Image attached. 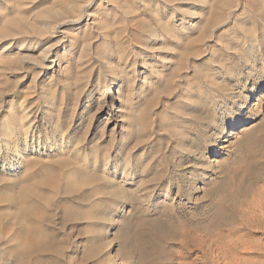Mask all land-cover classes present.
Listing matches in <instances>:
<instances>
[{
	"label": "rangeland",
	"instance_id": "obj_1",
	"mask_svg": "<svg viewBox=\"0 0 264 264\" xmlns=\"http://www.w3.org/2000/svg\"><path fill=\"white\" fill-rule=\"evenodd\" d=\"M0 30V223L45 215L18 262L0 224V264H185L264 200V0H0Z\"/></svg>",
	"mask_w": 264,
	"mask_h": 264
},
{
	"label": "bare ground",
	"instance_id": "obj_2",
	"mask_svg": "<svg viewBox=\"0 0 264 264\" xmlns=\"http://www.w3.org/2000/svg\"><path fill=\"white\" fill-rule=\"evenodd\" d=\"M221 4H222V6L220 8H218V9L216 8L217 10L215 9L216 10L215 14L213 16H210V19L206 20L205 23L203 22L205 26H211V25L213 26L214 24L220 23V21H222L224 2L223 3L221 2ZM76 16H77V14H76ZM5 21H7V20H5ZM10 21H12V20L10 19ZM206 28L207 27H204V29H206ZM41 29H40V31H41ZM201 31H203V30L201 29L199 32L201 33ZM200 36H198V37H192L191 36V38L189 39L188 45L197 42L199 40ZM202 37H204V36H202ZM187 42H188V40H187ZM186 43L184 45H186ZM190 46L188 49H190ZM186 47L183 46L182 53L179 54L178 58L181 56L183 57V54L187 52V51L184 52L186 50ZM195 47H196V45H195ZM170 50H171V48H170ZM193 50H195V48ZM178 51H180V50H178ZM188 51H190V50H188ZM195 52H196V50H195ZM195 52H193V55ZM47 57H49V56H47L46 54L42 55L41 60H43V62H41V68H52V67H54V60L53 59L49 60V63L45 62V59H47ZM182 61H184V60H182ZM178 62H179V60H177V63ZM59 65L60 64L57 63V67H59ZM178 68L181 69L180 64L177 66V69ZM171 71H172V69H171ZM176 72H177V70H176ZM180 73L181 72L179 71V74ZM171 74H173V73L171 72ZM112 84L114 85V88L116 87L115 90H117V94H119L120 93L119 88L121 87V80L116 79V80L112 81ZM116 101L117 102L120 101L119 95L116 96ZM114 108H117V106L113 105V109ZM235 126H236L235 123H232L231 128H235ZM8 131L6 130V132H8ZM9 134H8V136H10ZM6 138H7V136H6ZM67 161H68L67 159H62V160H60V162H57L58 164H56V165L67 164ZM68 162L70 163L71 161H68ZM71 163H73V162H71ZM54 165H55V163H54ZM82 174L86 175V171H83L80 173V175H82ZM85 178H87V177H85ZM32 179H34L33 175L25 176L24 178H22V183L24 181H26L25 186H24L26 192H31L30 194L32 196H34L36 199H38V198H40V194L37 193L33 189V186H35V182L32 181ZM70 179H72V180H70L71 181L70 185H71L75 182L76 177H73V178L70 177ZM87 180L89 181V179H87ZM68 181H69V179H68ZM28 184H30V185L32 184V188ZM42 184H45V183L42 182ZM69 186L64 190V194L65 193L69 194V195L71 194L72 197L69 198V200H65V198H64V200L59 201V203L60 202L63 203V202H67V201L76 202V201H80V200H83V201L87 200L86 199L87 198L86 197V191L84 192L82 190H78L79 186L76 188L75 187L76 185L74 187H73V185H72V187H69ZM73 192H78V194L73 196V194H74ZM165 196H166V194H165ZM261 200L260 201L257 200V204H256V202H255V205L253 204L254 208L251 206L253 209L251 212L249 211L250 213L247 214L244 212L246 217L243 218L241 216L240 219L238 218V221L236 223H235V221L237 219H235L233 217L234 218V227H232V228L230 227V229H225V226L231 224V222L224 216V214L221 211L218 212L212 220H210L211 222L209 224L201 225V226H198V225L195 226L194 229H196V231L199 230V236L197 235L198 236L197 240L194 238L195 239L194 242L192 240L186 241L181 246V249L188 254V257H190V255L192 253H195V256L193 258H191L190 260L188 259L189 261H187L185 264H264V200H262V201ZM44 202H47V201H44ZM58 205L61 206V204H58ZM32 216H34L33 223L35 225L39 222H42L45 219V215H43V213L36 212L34 204H31V205L30 204H24V205L21 204V206L18 208L16 213L13 214L11 219L6 217L5 221L0 223L1 226H5L8 229H10V227H12V225H16L19 229V233L16 236H13L9 239L11 242V245L7 248V251L5 250L8 254V256L12 257L15 260V262H18L21 257L29 254L31 246L39 245L41 243L42 239H44L43 235L37 230V227H34L32 229L25 224L26 219L27 218H28V220L32 219ZM224 231H228V233H225ZM253 232H256V233L259 232L261 235H258L257 237H252L251 234ZM196 234H198V233H196ZM225 237L226 238L228 237V240H224ZM244 253H248L249 255H251V256H249L250 258L249 257H242L243 256L242 254H244ZM179 262H180V260H179Z\"/></svg>",
	"mask_w": 264,
	"mask_h": 264
}]
</instances>
